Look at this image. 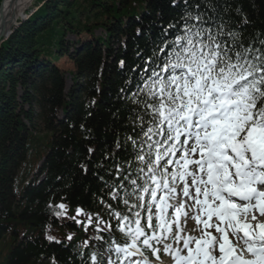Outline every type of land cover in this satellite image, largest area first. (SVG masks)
<instances>
[{
    "label": "trees",
    "instance_id": "trees-1",
    "mask_svg": "<svg viewBox=\"0 0 264 264\" xmlns=\"http://www.w3.org/2000/svg\"><path fill=\"white\" fill-rule=\"evenodd\" d=\"M34 2L0 42V264H92L93 253L103 264L106 246L127 241L114 213H130L112 194L137 176L129 136L142 138L138 114L153 101L139 88L160 49L191 12L264 52V0ZM61 57L73 64L68 90ZM61 203L80 220L57 216Z\"/></svg>",
    "mask_w": 264,
    "mask_h": 264
},
{
    "label": "snow or ice",
    "instance_id": "snow-or-ice-1",
    "mask_svg": "<svg viewBox=\"0 0 264 264\" xmlns=\"http://www.w3.org/2000/svg\"><path fill=\"white\" fill-rule=\"evenodd\" d=\"M211 20L188 12L141 81L153 103L138 114L139 144L129 136L140 165L123 177L131 190L113 193L130 215L114 213L127 242L109 246L108 264H264V52Z\"/></svg>",
    "mask_w": 264,
    "mask_h": 264
},
{
    "label": "bare ground",
    "instance_id": "bare-ground-1",
    "mask_svg": "<svg viewBox=\"0 0 264 264\" xmlns=\"http://www.w3.org/2000/svg\"><path fill=\"white\" fill-rule=\"evenodd\" d=\"M32 1L33 0H2L0 7V38L12 28Z\"/></svg>",
    "mask_w": 264,
    "mask_h": 264
},
{
    "label": "rangeland",
    "instance_id": "rangeland-1",
    "mask_svg": "<svg viewBox=\"0 0 264 264\" xmlns=\"http://www.w3.org/2000/svg\"><path fill=\"white\" fill-rule=\"evenodd\" d=\"M35 0H33L32 1V3L29 5V7L25 10V13H24V15H25V18L24 19H22L23 21H25L28 17H29V15L32 13V12H34L36 9H37V7H35V2H34ZM0 3H1V0H0ZM22 21H19V25H20V23H21ZM18 24V23H17ZM18 25V26H19ZM17 26V27H18ZM16 27V28H17ZM15 28V29H16ZM96 34H99V31H96ZM67 39L69 40V41H74V40H76V37H74V36H71V35H69L68 37H67ZM55 65L57 66V67H59V68H61L62 70H64V71H66V88H67V90L68 89H70V87L72 86V80H71V76L69 75V71H72L73 70V64H72V62L69 60V59H67L66 57H61L60 59H58L56 62H55ZM62 204V203H61ZM64 211H65V214H64V217L65 218H69V217H71V218H75V219H77V220H80V215H77V211H76V213L75 214H69V210L66 208V209H64ZM81 214V213H80ZM191 222V221H190ZM190 227H193V226H191L190 225ZM194 228V227H193ZM115 248V246H113V249ZM7 252V251H6ZM6 252L4 253V255H3V257H2V261L5 259V254H6ZM114 254V253H113ZM112 253H110V252H108V253H104V261H105V263L106 264H108V260H109V258L110 257H112V255H113ZM117 264H119V263H117Z\"/></svg>",
    "mask_w": 264,
    "mask_h": 264
},
{
    "label": "water",
    "instance_id": "water-1",
    "mask_svg": "<svg viewBox=\"0 0 264 264\" xmlns=\"http://www.w3.org/2000/svg\"><path fill=\"white\" fill-rule=\"evenodd\" d=\"M1 2H2V0H1ZM0 7H1V3H0ZM22 19H24V16L22 17ZM22 19L20 21H23ZM18 25H19V23L15 27H13L10 31H8L5 34H3L1 36V38H0L1 39L0 42H2L3 40H5Z\"/></svg>",
    "mask_w": 264,
    "mask_h": 264
}]
</instances>
